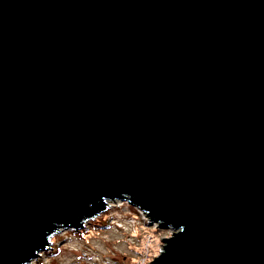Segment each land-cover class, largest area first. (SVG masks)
<instances>
[{"label": "water", "instance_id": "water-1", "mask_svg": "<svg viewBox=\"0 0 264 264\" xmlns=\"http://www.w3.org/2000/svg\"><path fill=\"white\" fill-rule=\"evenodd\" d=\"M117 200L264 264V0H0V264Z\"/></svg>", "mask_w": 264, "mask_h": 264}, {"label": "rangeland", "instance_id": "rangeland-1", "mask_svg": "<svg viewBox=\"0 0 264 264\" xmlns=\"http://www.w3.org/2000/svg\"><path fill=\"white\" fill-rule=\"evenodd\" d=\"M173 229L151 223L127 200L109 201L81 230L62 229L29 264H151Z\"/></svg>", "mask_w": 264, "mask_h": 264}, {"label": "bare ground", "instance_id": "bare-ground-1", "mask_svg": "<svg viewBox=\"0 0 264 264\" xmlns=\"http://www.w3.org/2000/svg\"><path fill=\"white\" fill-rule=\"evenodd\" d=\"M145 214H146V213H145ZM151 223H152V222H151ZM156 223H158V222H156ZM159 225H160V224H159ZM160 226H162V225H160ZM50 247H51V246H50ZM50 247H49V248H50ZM49 248H48V249H49ZM41 255H42V254H41Z\"/></svg>", "mask_w": 264, "mask_h": 264}]
</instances>
